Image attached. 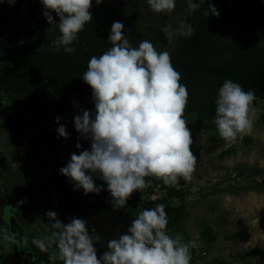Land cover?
Masks as SVG:
<instances>
[{"label":"clouds","instance_id":"9594fccd","mask_svg":"<svg viewBox=\"0 0 264 264\" xmlns=\"http://www.w3.org/2000/svg\"><path fill=\"white\" fill-rule=\"evenodd\" d=\"M13 5L15 0H0ZM99 5L103 0H95ZM43 15L49 25H55L60 35L52 42L55 51L75 53L73 45L85 25L93 20L92 0H41ZM155 13H170L176 0H147ZM208 9L218 17L219 11L207 0ZM191 11L201 7L190 3ZM54 12L59 17L56 24ZM125 25L114 21L107 38L111 47L99 57L93 55L83 73L82 80L92 89L95 113L81 109L74 116V127L81 137L90 141V149L71 153L67 164L59 172L75 189L84 194L102 190L93 180L94 174L107 183L114 206L123 208L134 191L149 187L146 177L162 180L169 187H178L180 178L193 179L197 156L190 146L191 131L184 113L189 92L182 84L181 74L172 64L169 51H158L147 39L134 48L124 35ZM161 31L169 46L179 36L191 37L194 29L189 23L171 25ZM3 63L0 62V66ZM255 91L245 90L238 82L224 80L215 101L214 123L220 137L229 144L250 135L258 110L254 106ZM61 117L55 122L59 124ZM60 137L67 138L65 125L56 129ZM80 148L79 143L76 144ZM254 161H249L252 163ZM165 204L144 209L133 218L127 233L107 243L108 251L97 258L94 241L99 235H90L86 221L71 218L65 224L54 211L46 212L53 231L50 236L33 243L48 253L50 242H56L59 261L63 264H190L191 242L167 231L168 216ZM95 230L93 229V232ZM7 238V237H6Z\"/></svg>","mask_w":264,"mask_h":264},{"label":"rangeland","instance_id":"374dc122","mask_svg":"<svg viewBox=\"0 0 264 264\" xmlns=\"http://www.w3.org/2000/svg\"><path fill=\"white\" fill-rule=\"evenodd\" d=\"M190 3L192 0H176V7L187 11ZM122 6L123 23L129 35V42L134 48L140 21L151 27L160 17L171 14L151 11L147 0H123ZM21 9L28 21L35 23L39 28L44 11L41 0H22ZM21 28L22 25L12 33L0 36V54L15 49L18 43L16 37L20 36ZM234 38L231 28H225L215 37V52L210 58L212 65L226 60L229 56L227 46ZM48 96L51 105L41 121H36V130L38 132L42 129L43 134L52 135L54 146L44 142L39 145L36 143L27 153V144L24 145L26 151L20 149L21 140L29 139L31 133L23 134V138L18 132L9 133L10 143L6 146L0 143V161H7L8 166L0 170V177L14 178L17 183L18 178L33 175L29 166H41L40 163H43L42 176H51V170L54 171L53 175L58 182V198L63 200L66 216L80 203V194L84 192L75 189V182L62 175L59 169L67 164L71 153L79 154L82 150L90 149V141L82 138L74 127V116L82 115L81 109L89 110L94 115L95 106L92 89L86 83ZM263 105L264 100L255 108L259 111ZM57 116L61 117L59 124L55 122ZM184 118L191 131L193 144L190 148L197 156V164L193 179L184 180L180 185L185 191L183 214L177 227L167 230L168 233H179L184 242H191L190 264H264L254 255L255 249L264 248V190L231 193L226 189L227 184L243 180L249 173V166L264 168V126L258 117L250 135H244L242 139L229 144L220 137L214 123L215 117L205 118L196 112H190ZM59 125L66 126L69 134L67 138L58 135L56 129ZM0 138L5 137L1 134ZM32 140H35V136ZM77 143L81 145L80 148L76 147ZM250 160L254 162L249 163ZM146 180L151 181L150 186L139 191L134 204L131 203V198L137 190L123 208L114 206L109 191L105 193L109 197L108 200L89 202V205L94 203L93 208H96V211L100 210V217L97 218L94 229L95 233L102 234L100 244L95 245L100 257L108 251L109 240L118 239L120 235L127 233L131 220L143 210V202L152 201V195L157 199L164 197L165 190L162 189L159 179L146 177ZM170 203L177 206L179 200L173 198ZM86 209H89V206ZM90 210L94 211L92 208Z\"/></svg>","mask_w":264,"mask_h":264},{"label":"trees","instance_id":"16d2710c","mask_svg":"<svg viewBox=\"0 0 264 264\" xmlns=\"http://www.w3.org/2000/svg\"><path fill=\"white\" fill-rule=\"evenodd\" d=\"M200 3L196 11H182L176 7L171 14L157 19L153 26L144 21L138 24V37L135 48L141 40H150L158 51H169L172 64L181 74V83L188 88L189 98L184 113L196 112L205 118L215 117V101L218 89L224 80L238 82L247 90L255 91L256 106L264 100V0H210L219 11V16H205L207 0H192ZM123 0H103L99 5L92 2L90 12L93 20L88 22L73 43L75 53H65L63 48L55 51L52 42L60 35L57 26L49 25L44 15L40 27L30 23L21 9L22 0L13 5L0 2V36L10 34L22 25L20 36L16 37L22 53L10 60L2 61L0 66V86L9 92L26 96L27 100L44 113L51 105L49 94L85 83L83 73L87 70L89 59L99 57L112 45L107 40L111 24L123 23ZM21 12V13H20ZM56 24L59 17L50 13ZM142 20V19H140ZM189 23L194 29L191 37L179 36L172 46L167 44L162 28L169 25L173 29L180 23ZM124 24V23H123ZM225 28L233 29L234 40L227 47L229 56L225 61L212 65L210 58L215 52L214 40ZM125 37L129 38L126 28ZM19 45V46H18ZM40 104V105H39ZM258 117L264 126V105L258 111ZM248 175L236 182L227 184L231 193L264 190V168L253 165L248 167ZM164 197L143 202V210L165 204L168 216L167 230H174L183 214L185 191L180 187L184 179L180 178L178 187H169L163 183ZM139 194L137 190L131 203ZM179 200L177 206L170 201ZM63 214V200L59 198V214ZM254 255L264 263V248L255 249Z\"/></svg>","mask_w":264,"mask_h":264},{"label":"flooded vegetation","instance_id":"af4514ba","mask_svg":"<svg viewBox=\"0 0 264 264\" xmlns=\"http://www.w3.org/2000/svg\"><path fill=\"white\" fill-rule=\"evenodd\" d=\"M20 53H22L20 48L7 50L6 53L0 54V62L19 56ZM44 115L45 112L42 113L37 106L30 103L26 96L11 93L5 87L0 86V135L5 137L0 138V143L3 145L10 143L9 133L18 132L21 137L23 134L31 133L29 139L21 140V151L23 149L26 151L24 147L26 144L29 147L27 153L36 143L39 145L44 142L54 146L55 141L52 135L43 134L42 129L38 132L36 130L38 125L36 121H41ZM33 136L35 140H32ZM40 165L43 166V163ZM41 166H36V164L29 166L33 175L20 177L17 183L14 182V178L0 177V264H63L59 261L54 240L50 242L48 253L41 252L39 247L33 243L36 239L50 236L53 231L50 225L53 221H49L46 216L48 211L56 212L57 218L65 224L69 223L71 218L85 220L90 235H99L101 239L102 234L92 232L96 227L97 218L100 217V210L96 211L93 207L94 203L109 199L105 194L106 191L108 192L107 183L98 178V173L94 174V182L102 186L99 194H80V203L73 208L72 212L65 216L63 204V214L58 215L57 178L53 175V169L51 176H42ZM5 167H8L7 161H0V170ZM5 173L7 174V171ZM90 201L94 203L89 205ZM87 206L89 209H86ZM90 207L94 211H91ZM89 217L92 218L89 219ZM96 244H100V240L93 242L94 247ZM97 258L100 256L97 255Z\"/></svg>","mask_w":264,"mask_h":264},{"label":"built area","instance_id":"2783aa9c","mask_svg":"<svg viewBox=\"0 0 264 264\" xmlns=\"http://www.w3.org/2000/svg\"><path fill=\"white\" fill-rule=\"evenodd\" d=\"M152 201L156 200L157 198H155V195H152L150 198Z\"/></svg>","mask_w":264,"mask_h":264}]
</instances>
